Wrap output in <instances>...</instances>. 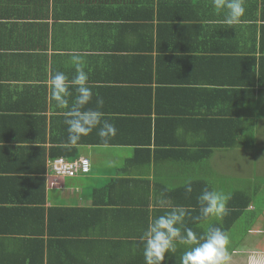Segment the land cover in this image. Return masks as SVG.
Listing matches in <instances>:
<instances>
[{
  "label": "crops",
  "instance_id": "0c3cea01",
  "mask_svg": "<svg viewBox=\"0 0 264 264\" xmlns=\"http://www.w3.org/2000/svg\"><path fill=\"white\" fill-rule=\"evenodd\" d=\"M245 9L228 25L211 0H0V264H145L140 237L162 199L189 210L197 235L223 229L230 264L264 258V0ZM148 51L180 56L166 64L176 89L158 95L163 108L177 103L174 125L145 148L82 144L89 171L49 177L51 120L67 111L51 98V75L71 80L79 56L92 92H104ZM235 134L234 146L206 150L209 137ZM205 188L230 195L222 219L202 218Z\"/></svg>",
  "mask_w": 264,
  "mask_h": 264
},
{
  "label": "clouds",
  "instance_id": "9594fccd",
  "mask_svg": "<svg viewBox=\"0 0 264 264\" xmlns=\"http://www.w3.org/2000/svg\"><path fill=\"white\" fill-rule=\"evenodd\" d=\"M211 4L217 13H224L228 25L239 24L246 12L245 0H211ZM72 62L75 75L71 80L60 71L52 74L49 80L52 100L58 108L67 109L64 123L68 143L77 145L82 137L98 129L97 135L107 144L116 136V126L104 119V113L100 111L104 100L98 94L96 107H90L94 94L88 84L89 75L83 59L73 56ZM187 190L191 191L190 183ZM229 199V194L205 188L198 197L202 218L222 219L228 213ZM159 207L164 209L163 214L150 218L140 237L145 264H164L166 255L177 254L178 244L185 245L186 250L177 256L176 264H230V238L223 229L210 226L203 234L197 235L192 228L185 226L190 213L184 206H170L166 199H162ZM249 264H264V258L252 256Z\"/></svg>",
  "mask_w": 264,
  "mask_h": 264
},
{
  "label": "trees",
  "instance_id": "16d2710c",
  "mask_svg": "<svg viewBox=\"0 0 264 264\" xmlns=\"http://www.w3.org/2000/svg\"><path fill=\"white\" fill-rule=\"evenodd\" d=\"M127 27L126 25H122ZM158 45H163L162 41L157 42ZM179 44V43H178ZM150 51L155 49L151 46ZM159 49V46L156 48ZM184 47H179V51L184 50ZM117 59V56H114ZM133 62L125 63L127 68L128 78L124 79L122 72L118 77L106 78L116 81L115 83H108L110 87H105L104 92L93 93V100L90 107H96V94L104 100V105L100 109L104 113V119L109 120L116 126L117 134L110 138L107 144L101 141L97 135V130H94L86 137H82L77 145L68 143L67 125L64 123L65 116L55 115L51 120V129H56L52 134L51 153L50 157H66L69 159L78 158L80 156L79 146L85 145H134L136 148L149 147L151 142H160L162 134L165 133L166 128L174 125L173 120L177 118L176 113L181 114V111H175L176 102L174 98H170L169 105L163 108L158 101V95L161 90L176 89L175 83L177 80L166 77V69L168 61L177 59L180 56L169 53V55L154 56L151 52H136L132 55ZM168 57V58H167ZM163 58V59H162ZM167 58V59H165ZM253 56H245L242 59L246 63H251ZM114 59V58H110ZM164 63V65H161ZM114 64V63H113ZM117 68V65L113 66ZM126 80V81H125ZM255 81V80H254ZM253 81V82H254ZM175 83V85H171ZM261 83V81H259ZM254 83H250L248 91L251 93L249 98H255ZM183 87L179 89L182 92ZM202 119L212 121L218 119L216 117H202ZM59 123L56 125V121ZM228 125V122H227ZM231 125V124H230ZM59 127V128H58ZM58 128V132H57ZM239 134L229 140L222 138H215L214 141L206 139L210 145L207 147L209 152L214 147L220 146H234L237 143ZM231 138V136H230ZM167 140L162 139V142L167 143ZM153 142V143H154ZM172 143H169V145ZM83 175V174H79ZM77 175V176H79ZM76 177V176H75Z\"/></svg>",
  "mask_w": 264,
  "mask_h": 264
},
{
  "label": "built area",
  "instance_id": "2783aa9c",
  "mask_svg": "<svg viewBox=\"0 0 264 264\" xmlns=\"http://www.w3.org/2000/svg\"><path fill=\"white\" fill-rule=\"evenodd\" d=\"M91 167L88 158L80 156L78 158L69 159L66 157H56L49 160L48 176L55 178L75 177L81 173H86Z\"/></svg>",
  "mask_w": 264,
  "mask_h": 264
},
{
  "label": "rangeland",
  "instance_id": "374dc122",
  "mask_svg": "<svg viewBox=\"0 0 264 264\" xmlns=\"http://www.w3.org/2000/svg\"><path fill=\"white\" fill-rule=\"evenodd\" d=\"M247 140H248V133H247ZM253 153V152H252ZM264 156V155H263ZM257 158L256 159H259V157L258 156H256ZM263 158V161H261V163H264V157H262ZM258 161V160H257Z\"/></svg>",
  "mask_w": 264,
  "mask_h": 264
}]
</instances>
